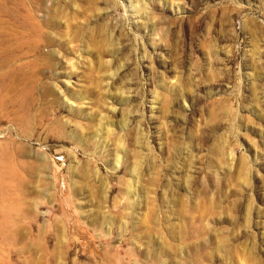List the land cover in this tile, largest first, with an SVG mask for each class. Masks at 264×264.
<instances>
[{"label": "rangeland", "instance_id": "obj_1", "mask_svg": "<svg viewBox=\"0 0 264 264\" xmlns=\"http://www.w3.org/2000/svg\"><path fill=\"white\" fill-rule=\"evenodd\" d=\"M0 52V264H264V0H0Z\"/></svg>", "mask_w": 264, "mask_h": 264}, {"label": "bare ground", "instance_id": "obj_2", "mask_svg": "<svg viewBox=\"0 0 264 264\" xmlns=\"http://www.w3.org/2000/svg\"><path fill=\"white\" fill-rule=\"evenodd\" d=\"M7 50H8V48H7ZM20 58H22V57L17 56V54L14 55V54H9V52H8V54L0 52V99L2 100L1 105L3 106L4 102H5L4 98L8 97V96H5L3 98L1 96V91H6L7 94L12 93L16 90H23L24 91L23 95H24V98L26 99V103L22 104V106L18 102H16V104H15V107H17V106L20 108L22 107L24 109V111L26 112L27 116H25L21 120V122L23 123L25 118H26V121L30 118V115H31L30 113H31L32 107L34 106V101H33L32 97H30L29 94L27 93V91L25 90L26 87L30 84L29 80L26 78L21 79L20 69L12 71V64L14 65V62L19 63L18 60H20ZM22 84H24V87L19 89L18 86L22 85ZM8 98H10V97H8ZM6 100H7V98H6ZM24 184H25L24 181L20 178V176L15 174V172L9 167V165H1L0 164V218H2V221H0V234L2 235L1 237H2L4 242H8L9 240L11 241V238H12V237L10 238L7 234V231L11 230V229H8L10 223H12L11 220H13V218H19V217L21 219L27 218V213H28L29 209L27 210L24 208L26 201H25V199L23 200V198L20 197V193L22 191V188L24 187ZM17 220H16V222H17ZM23 223H25V222H23ZM12 225H14V222ZM12 225H11V227H12ZM16 226H17V224H16ZM22 228H23L22 226L21 227L19 226V228H17V232L15 231L17 233L16 234L17 237L21 236ZM11 236H13V235L11 234ZM14 236H15V234H14ZM13 239H15V238H13Z\"/></svg>", "mask_w": 264, "mask_h": 264}]
</instances>
